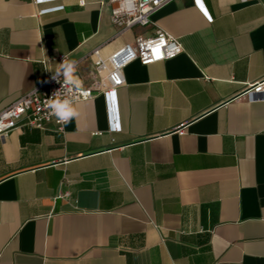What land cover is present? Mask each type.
<instances>
[{
	"label": "crops",
	"instance_id": "0c3cea01",
	"mask_svg": "<svg viewBox=\"0 0 264 264\" xmlns=\"http://www.w3.org/2000/svg\"><path fill=\"white\" fill-rule=\"evenodd\" d=\"M99 0H0V113L90 53L157 30L172 60L123 71L63 132L0 139V264H264V0H174L120 33ZM182 130L183 134L178 135Z\"/></svg>",
	"mask_w": 264,
	"mask_h": 264
},
{
	"label": "built area",
	"instance_id": "2783aa9c",
	"mask_svg": "<svg viewBox=\"0 0 264 264\" xmlns=\"http://www.w3.org/2000/svg\"><path fill=\"white\" fill-rule=\"evenodd\" d=\"M172 1L174 0H99L98 4L110 7L112 24L120 33H125L137 27L152 25L151 17ZM193 2L200 8L198 0ZM78 6L84 7V0H78ZM182 52L178 39L161 30H157L150 37L137 36L131 43L108 57H102L100 51L95 49L89 56L94 69L90 86H86L78 75L75 77L80 83L73 85L66 83L63 75L60 76L59 82L53 79L56 72L47 74L39 86L0 113V139L5 138L21 123L39 130H45L48 124L53 123L58 132H63L65 124L57 121L47 105V100L54 92L59 90L61 96H70L74 104L91 100L96 95H102L110 103L117 90L124 85L123 71L130 64L138 62L142 66H149L172 60ZM56 61L61 66L67 59L61 57ZM241 97L251 102L263 100L264 78L245 86ZM182 134L183 131L179 130L178 135Z\"/></svg>",
	"mask_w": 264,
	"mask_h": 264
},
{
	"label": "clouds",
	"instance_id": "9594fccd",
	"mask_svg": "<svg viewBox=\"0 0 264 264\" xmlns=\"http://www.w3.org/2000/svg\"><path fill=\"white\" fill-rule=\"evenodd\" d=\"M75 71L76 61L63 62L61 68L53 74V79L59 82L60 76L63 75L66 83L76 85L80 82L75 77ZM47 105L51 109L52 114L56 116L57 121L62 124H67L78 115L73 99L68 95L61 96L59 90L54 92L52 97L47 100Z\"/></svg>",
	"mask_w": 264,
	"mask_h": 264
}]
</instances>
